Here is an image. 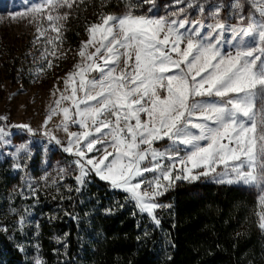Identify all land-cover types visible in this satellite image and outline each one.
I'll return each mask as SVG.
<instances>
[{"label": "snow or ice", "instance_id": "6c2138e0", "mask_svg": "<svg viewBox=\"0 0 264 264\" xmlns=\"http://www.w3.org/2000/svg\"><path fill=\"white\" fill-rule=\"evenodd\" d=\"M83 2L31 3L26 15L37 26V38H45L47 69L53 67L48 57L63 43L62 29L74 6ZM141 2L155 5V0ZM246 3L258 16L242 14ZM138 7L127 0L122 15H101L100 23L86 28L89 39L77 53L82 63L67 74L63 91L54 86L57 98L44 122L62 116L58 127L68 133L67 146L50 132L44 135L77 157L78 184L94 173L122 190L156 225V210L168 207L157 197L181 179L211 177L256 187L264 206V0H233L229 7L237 25L220 21L222 4L210 6L215 21L210 24L179 19L186 8L159 16L137 14ZM193 7L204 14L203 0H188L187 8ZM225 44L231 50H222ZM44 71L41 67L37 75ZM70 125L81 131L70 132ZM14 127L32 131L28 125ZM4 135L0 127V142ZM162 140L168 148L154 147ZM165 160L169 163H161ZM197 169L202 171L194 174ZM259 220L264 231V215Z\"/></svg>", "mask_w": 264, "mask_h": 264}, {"label": "trees", "instance_id": "16d2710c", "mask_svg": "<svg viewBox=\"0 0 264 264\" xmlns=\"http://www.w3.org/2000/svg\"><path fill=\"white\" fill-rule=\"evenodd\" d=\"M167 3L155 0L152 6ZM91 4L100 15L123 6L120 0ZM80 23L70 22L67 44L78 45L88 22ZM12 171L8 161L0 163V264H257L260 221L253 189L180 181L161 197L168 207L156 210V225L123 191L92 173L80 187L63 180L38 191L24 202L21 226L5 208Z\"/></svg>", "mask_w": 264, "mask_h": 264}, {"label": "rangeland", "instance_id": "374dc122", "mask_svg": "<svg viewBox=\"0 0 264 264\" xmlns=\"http://www.w3.org/2000/svg\"><path fill=\"white\" fill-rule=\"evenodd\" d=\"M120 1L123 4L122 9L113 15L119 16L125 11L127 0ZM167 1L169 3L159 7L144 4L141 0H133V3L140 4L136 12L144 15L165 16L179 8H186L179 19H184L185 16L189 21L202 19L205 24L215 22L210 14V6H212L211 10H214L215 6L222 4L224 7L219 13L220 21L227 25L240 23L235 10L229 7L233 0H203L205 7L203 15L196 7L187 8L188 0H185L183 4H176L175 0ZM33 2L34 0H0V117H4L0 119V127L5 129L4 140L0 142V163L8 161L12 166V174L15 176V183L11 185L6 196L5 208L10 217H17L18 224L27 213L24 202L33 198L38 191L50 188L63 180H71L78 187L82 185L76 181V176L79 175V169L75 164L77 157L63 151L62 145L67 146L68 133L64 132L62 127H58L62 116H54L46 126L44 122L49 106L53 105L57 98L52 94L55 88L63 91L67 74L74 70V65L82 63V58L77 53L81 43L89 39L86 28L91 24L101 22V15L96 14L91 7V0H84L83 3L74 6L65 28L62 29L63 43L59 45L55 56L49 55L48 57L52 60L53 67L47 69V62L42 59L46 47L45 38H37V26L35 23H29L31 17L26 15ZM147 9L153 11L148 12ZM244 12L246 15L251 13L258 16L248 3L245 4ZM94 16L96 20H93ZM78 18L81 20L80 24L88 23L84 32L79 35L78 45L72 46L66 42V31L70 22ZM52 35L56 34L52 33ZM225 38L230 39L231 33L226 32ZM47 47L51 51V46ZM222 50H231V48L225 44ZM89 51H94V49L90 48ZM41 67H44L46 71L38 76L37 72ZM121 68H123V63H121ZM92 75H97V73H92ZM15 125H28L32 131L14 127ZM69 131L79 132L81 129L76 125H70ZM45 132H50L62 142V145L56 144L49 136L44 135ZM154 147L164 150L169 147V143L166 140L157 141ZM18 149L23 150L18 151ZM92 155L94 153H87L89 157ZM67 156L74 159L67 158ZM161 163H169V161L165 160ZM219 170L220 168L217 169ZM199 171L202 169L194 170V174ZM176 174L179 173L174 171L173 175ZM145 175L151 178L152 173ZM199 179L215 182L211 177ZM180 181L191 180H176L168 190ZM228 185L253 189L257 194L258 216L264 215V206L259 200L260 189L237 184ZM162 196L157 197V202L160 204H162ZM15 202L17 207L11 208L12 203ZM148 217L152 220L150 216ZM256 242L260 252L257 264H264V231L261 229L257 234Z\"/></svg>", "mask_w": 264, "mask_h": 264}]
</instances>
